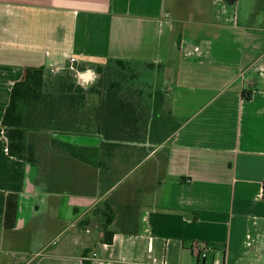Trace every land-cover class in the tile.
I'll list each match as a JSON object with an SVG mask.
<instances>
[{
    "label": "crops",
    "instance_id": "crops-1",
    "mask_svg": "<svg viewBox=\"0 0 264 264\" xmlns=\"http://www.w3.org/2000/svg\"><path fill=\"white\" fill-rule=\"evenodd\" d=\"M72 59L84 82L109 60L147 72L170 134L149 151L93 119L58 129L75 109L56 95L29 127L37 164L11 157L13 89ZM263 188L264 0H0V264H264Z\"/></svg>",
    "mask_w": 264,
    "mask_h": 264
},
{
    "label": "rangeland",
    "instance_id": "rangeland-1",
    "mask_svg": "<svg viewBox=\"0 0 264 264\" xmlns=\"http://www.w3.org/2000/svg\"><path fill=\"white\" fill-rule=\"evenodd\" d=\"M104 68V72L101 75L95 73L94 76H91L89 74V80L84 82L79 80L77 72L71 69V64L69 62L63 69L48 73L46 76L47 87L45 93L60 97L62 95L61 91L71 86L76 93L77 89L85 91V93H83V95H85V100L77 119L81 123H78V126L75 127L77 128L75 131L74 129L71 131L73 133H86L88 130L87 122H91V119H93L97 132L107 136V138L119 142L123 140L137 141V146H139V148H142L143 142H146L145 144L150 146L148 147L149 151H151V148H157L159 141L167 137L170 134V129L173 128L171 126V117L168 112L169 101L165 96L166 91L163 90L164 87L157 84H150L147 79L148 73L142 72V70L138 68H136L135 71V78L132 77V72H127L126 75L119 76V70L115 68L113 64H106ZM114 82H121L118 97H122L133 103L140 116V121L138 123L140 130L132 134V137L135 139L131 138L127 131L119 132L111 129L112 132H109L102 125L103 120L101 117L104 115L103 107L105 96L110 85ZM77 95L81 96L82 94L77 93ZM89 99L91 101H89ZM34 110V112H28V116L31 119L29 123L31 129H36L35 125L37 124L39 126V122L41 121L40 118H43L44 126H52L51 116L52 113L54 114L57 111L55 104H49L47 106L42 104ZM66 117L68 118V116ZM61 128L62 127H59V129ZM63 129L65 130V128Z\"/></svg>",
    "mask_w": 264,
    "mask_h": 264
},
{
    "label": "trees",
    "instance_id": "trees-1",
    "mask_svg": "<svg viewBox=\"0 0 264 264\" xmlns=\"http://www.w3.org/2000/svg\"><path fill=\"white\" fill-rule=\"evenodd\" d=\"M113 64L117 68L118 75H126L127 72H132V77L135 78L136 67L132 62L123 60H109L107 65ZM105 65H93L92 69L95 73L101 75L104 72ZM157 66L154 64H148L146 68L154 69ZM121 82H114L110 85V88L105 96L104 101V115L102 118L103 126L106 130L112 129L113 131H127L131 138L132 134L139 132L140 128L137 127L140 121V116L137 113V109L133 103L128 100L118 97L120 91ZM47 87V78L44 69L28 68L26 70L24 79L15 86L11 94V100L6 110L3 126L5 130V136L8 140V153L11 157L19 160L27 161L33 165L37 164L36 152L29 142V123L31 119L28 116V112H34L41 104H51L55 98L54 94L45 93ZM74 92L73 87L66 88L61 91L62 99L69 106L74 108L73 112H70L65 123H58L57 126L65 128V131H75V127L80 123L77 109L84 103L85 93L82 89ZM75 94V95H74ZM245 99H250V96L243 95ZM59 129V128H58ZM106 139L107 136H105ZM103 232L105 235V241L108 244L112 243L113 233L109 231V227L114 221V213L110 205L103 204ZM217 248V245L204 246V250L209 248Z\"/></svg>",
    "mask_w": 264,
    "mask_h": 264
},
{
    "label": "built area",
    "instance_id": "built-area-1",
    "mask_svg": "<svg viewBox=\"0 0 264 264\" xmlns=\"http://www.w3.org/2000/svg\"><path fill=\"white\" fill-rule=\"evenodd\" d=\"M70 64H71V69L72 70H75L77 72L78 77H79V80H80V76L81 75H80L79 71L77 70L78 61L76 59H72L70 61ZM86 74H88V75L90 74L91 76H94L95 75V72L93 70H88L86 72ZM263 192H264V188L261 190L262 195H263ZM192 249L194 250V252H196V253L200 254L201 256H203V258L206 257L205 250H203L200 245L194 244L193 247H192Z\"/></svg>",
    "mask_w": 264,
    "mask_h": 264
},
{
    "label": "water",
    "instance_id": "water-1",
    "mask_svg": "<svg viewBox=\"0 0 264 264\" xmlns=\"http://www.w3.org/2000/svg\"><path fill=\"white\" fill-rule=\"evenodd\" d=\"M90 75H86V78H89Z\"/></svg>",
    "mask_w": 264,
    "mask_h": 264
}]
</instances>
